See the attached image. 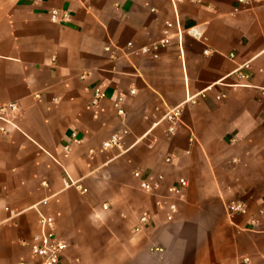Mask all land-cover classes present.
Here are the masks:
<instances>
[{
    "label": "crops",
    "instance_id": "obj_1",
    "mask_svg": "<svg viewBox=\"0 0 264 264\" xmlns=\"http://www.w3.org/2000/svg\"><path fill=\"white\" fill-rule=\"evenodd\" d=\"M261 87L264 0H0V108L17 107L0 119V264H37L39 215L80 264H264Z\"/></svg>",
    "mask_w": 264,
    "mask_h": 264
},
{
    "label": "built area",
    "instance_id": "obj_2",
    "mask_svg": "<svg viewBox=\"0 0 264 264\" xmlns=\"http://www.w3.org/2000/svg\"><path fill=\"white\" fill-rule=\"evenodd\" d=\"M248 0H236V3L239 5H245L247 4ZM52 18L54 19L56 16V13H51ZM175 27H177V23L174 24ZM165 27L167 30L171 29L173 27V24L171 23H165ZM165 37L161 39L158 43L152 44L151 46L147 48L140 49V52L143 54H154V57H156L155 52H157L159 49H163L168 46L169 44V38L166 36L167 32H164ZM191 34L200 39L201 34L191 30ZM130 46V45H129ZM229 58L232 59V56ZM248 66L247 64H244L243 66L237 68L233 73L230 74V77L233 78L234 83L231 85L232 87H243L245 86L246 82L249 79V75L247 74ZM258 91L262 97H264V87L258 88ZM103 98V94L95 89L93 91V99L91 101V108H97L98 102ZM121 100H119L120 102ZM190 102L193 103V100ZM117 108V115L122 116L123 110L121 108H118V104H116ZM17 107L15 104H10L4 107L0 108V119L5 120L6 118L10 116L11 113L15 112ZM180 116H181V108L176 107L168 112H166L163 116V120L169 124V132H172V126L180 122ZM3 129L0 128V132L2 133ZM120 137L119 135H112L109 140L104 142L101 146V151H106L109 149H112L114 147H117L119 145ZM166 162H169L170 159H166ZM134 176L136 178H140V173L135 172ZM161 181V178H158L156 181L149 183L145 180L140 182L139 188L141 191L145 193H154L159 188V182ZM63 185L65 187H72L77 190H80L82 193H85L86 190L82 189L76 182L71 181L67 176H65V180L63 182ZM186 187V181L184 179H178L176 184L170 187L167 190V194L170 198L175 199H181L182 197V191ZM159 200L156 201V206L160 207L162 202ZM103 209H106L105 206H103ZM228 211L230 213H242L244 211V206L240 203H232L228 206ZM168 216L167 220L172 219V215L175 213V206L173 204L168 206ZM150 225V219L146 213L142 214L140 218L138 219L137 226L134 227L133 231L135 233L140 232L142 229H145L149 227ZM39 226L40 231L39 233L34 236L31 239V242L28 244L29 253L32 257V259L37 264H80L78 259H68L66 258V253L68 250V244L59 239L55 234V226L54 221L52 218L48 216L39 215ZM244 262H247L246 259H244ZM19 264H27L25 262H21Z\"/></svg>",
    "mask_w": 264,
    "mask_h": 264
}]
</instances>
